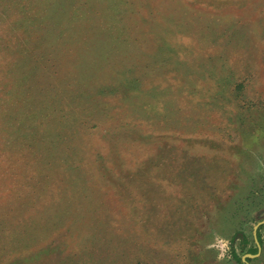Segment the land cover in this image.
I'll use <instances>...</instances> for the list:
<instances>
[{
  "label": "rangeland",
  "instance_id": "obj_1",
  "mask_svg": "<svg viewBox=\"0 0 264 264\" xmlns=\"http://www.w3.org/2000/svg\"><path fill=\"white\" fill-rule=\"evenodd\" d=\"M261 222L264 0H0V264H264Z\"/></svg>",
  "mask_w": 264,
  "mask_h": 264
},
{
  "label": "water",
  "instance_id": "obj_2",
  "mask_svg": "<svg viewBox=\"0 0 264 264\" xmlns=\"http://www.w3.org/2000/svg\"><path fill=\"white\" fill-rule=\"evenodd\" d=\"M261 224H264V222H261V223H259V224L256 225V227H255V232H256V230L258 229V227H259ZM254 234L256 235V233H254ZM255 240H256V243H257V246H258V252H259L260 248H259V244H258V242H257V238H256V236H255ZM256 256H257V255H245V256L243 257L242 261L245 262V259H246V258H254V257H256Z\"/></svg>",
  "mask_w": 264,
  "mask_h": 264
},
{
  "label": "trees",
  "instance_id": "obj_3",
  "mask_svg": "<svg viewBox=\"0 0 264 264\" xmlns=\"http://www.w3.org/2000/svg\"><path fill=\"white\" fill-rule=\"evenodd\" d=\"M257 238H260L259 237V233L257 234ZM259 241H260V239H259ZM256 252H257V248H254L253 250H250L249 252H248V254H251V255H254V254H256ZM234 259L239 263H241V261L239 260V258L235 255L234 256ZM246 261H250L248 258L246 259ZM242 264V263H241Z\"/></svg>",
  "mask_w": 264,
  "mask_h": 264
},
{
  "label": "flooded vegetation",
  "instance_id": "obj_4",
  "mask_svg": "<svg viewBox=\"0 0 264 264\" xmlns=\"http://www.w3.org/2000/svg\"><path fill=\"white\" fill-rule=\"evenodd\" d=\"M258 228H259V227H258ZM257 231H258V229L256 230V235H255L256 238H257V234H258ZM259 239H260V238H257V242H258V244H259V248H260V241H259ZM258 254H259V252H258V248H257V252H256V254H254V255H258Z\"/></svg>",
  "mask_w": 264,
  "mask_h": 264
}]
</instances>
